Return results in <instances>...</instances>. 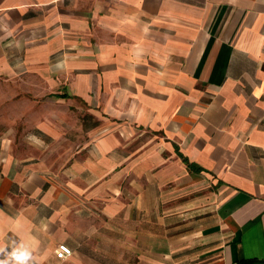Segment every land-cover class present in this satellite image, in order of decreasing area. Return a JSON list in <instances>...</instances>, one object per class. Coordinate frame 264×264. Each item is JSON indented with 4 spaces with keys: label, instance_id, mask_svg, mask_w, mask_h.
Listing matches in <instances>:
<instances>
[{
    "label": "crops",
    "instance_id": "obj_1",
    "mask_svg": "<svg viewBox=\"0 0 264 264\" xmlns=\"http://www.w3.org/2000/svg\"><path fill=\"white\" fill-rule=\"evenodd\" d=\"M0 78L93 120L58 170L0 127V260L264 262V0H0Z\"/></svg>",
    "mask_w": 264,
    "mask_h": 264
},
{
    "label": "rangeland",
    "instance_id": "obj_2",
    "mask_svg": "<svg viewBox=\"0 0 264 264\" xmlns=\"http://www.w3.org/2000/svg\"><path fill=\"white\" fill-rule=\"evenodd\" d=\"M55 113L60 115L55 125H51L55 133L48 135L39 131L35 142L40 146L38 149L40 161L45 163L48 168L58 170L69 161L71 155L87 138L86 127L91 125L93 120L85 116L86 108L83 105L67 107L60 102L55 103L35 98L29 88L0 78V127L7 125L13 128L17 141H31L30 132L35 133L38 124L47 121L48 116H53ZM98 250L102 251L104 259L112 256L109 253L117 257L115 254H119V251L123 250L125 253L117 258L125 260L128 258L126 248L112 247L106 241L105 246ZM107 263L127 264V262L115 259L109 260Z\"/></svg>",
    "mask_w": 264,
    "mask_h": 264
},
{
    "label": "clouds",
    "instance_id": "obj_3",
    "mask_svg": "<svg viewBox=\"0 0 264 264\" xmlns=\"http://www.w3.org/2000/svg\"><path fill=\"white\" fill-rule=\"evenodd\" d=\"M5 252V249L0 248V253ZM31 260V254L23 250V247L14 248L11 252L7 253L5 259L0 260V264H28Z\"/></svg>",
    "mask_w": 264,
    "mask_h": 264
},
{
    "label": "built area",
    "instance_id": "obj_4",
    "mask_svg": "<svg viewBox=\"0 0 264 264\" xmlns=\"http://www.w3.org/2000/svg\"><path fill=\"white\" fill-rule=\"evenodd\" d=\"M71 252H72L71 248L65 243H59L56 248V255L58 258H61V259L69 256Z\"/></svg>",
    "mask_w": 264,
    "mask_h": 264
},
{
    "label": "trees",
    "instance_id": "obj_5",
    "mask_svg": "<svg viewBox=\"0 0 264 264\" xmlns=\"http://www.w3.org/2000/svg\"><path fill=\"white\" fill-rule=\"evenodd\" d=\"M236 264H264V262L252 259V258H243L238 260Z\"/></svg>",
    "mask_w": 264,
    "mask_h": 264
}]
</instances>
